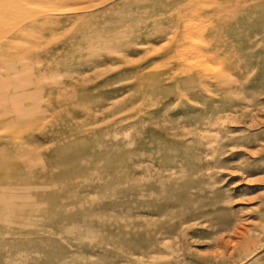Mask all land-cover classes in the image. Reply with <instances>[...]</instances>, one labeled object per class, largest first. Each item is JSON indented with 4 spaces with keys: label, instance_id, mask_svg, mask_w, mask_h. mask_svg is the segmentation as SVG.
<instances>
[{
    "label": "rangeland",
    "instance_id": "374dc122",
    "mask_svg": "<svg viewBox=\"0 0 264 264\" xmlns=\"http://www.w3.org/2000/svg\"><path fill=\"white\" fill-rule=\"evenodd\" d=\"M0 264H264V0H0Z\"/></svg>",
    "mask_w": 264,
    "mask_h": 264
}]
</instances>
